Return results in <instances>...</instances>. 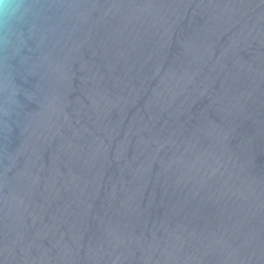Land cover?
Returning <instances> with one entry per match:
<instances>
[{
	"label": "water",
	"instance_id": "1",
	"mask_svg": "<svg viewBox=\"0 0 264 264\" xmlns=\"http://www.w3.org/2000/svg\"><path fill=\"white\" fill-rule=\"evenodd\" d=\"M24 6L0 23V264H264V0Z\"/></svg>",
	"mask_w": 264,
	"mask_h": 264
},
{
	"label": "clouds",
	"instance_id": "2",
	"mask_svg": "<svg viewBox=\"0 0 264 264\" xmlns=\"http://www.w3.org/2000/svg\"><path fill=\"white\" fill-rule=\"evenodd\" d=\"M26 11L24 0H0V23H11L17 12Z\"/></svg>",
	"mask_w": 264,
	"mask_h": 264
}]
</instances>
